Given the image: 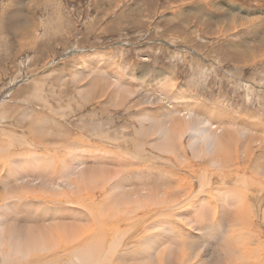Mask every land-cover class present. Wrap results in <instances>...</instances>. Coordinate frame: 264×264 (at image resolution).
I'll return each instance as SVG.
<instances>
[{"label": "rangeland", "instance_id": "rangeland-1", "mask_svg": "<svg viewBox=\"0 0 264 264\" xmlns=\"http://www.w3.org/2000/svg\"><path fill=\"white\" fill-rule=\"evenodd\" d=\"M185 109L206 118L200 127L219 124L214 148L190 146L193 131L178 121ZM0 170V206L15 216L3 237L16 225L52 234L46 264L69 259L80 233L103 231L94 247L115 241L111 256L130 253L117 231L140 222L145 205H206L208 195L217 220L188 233L207 255L225 252L224 210L248 208L234 223L264 240L255 192L264 190V0H0ZM224 180L239 191L226 192ZM172 223L156 217L131 238Z\"/></svg>", "mask_w": 264, "mask_h": 264}, {"label": "bare ground", "instance_id": "bare-ground-1", "mask_svg": "<svg viewBox=\"0 0 264 264\" xmlns=\"http://www.w3.org/2000/svg\"><path fill=\"white\" fill-rule=\"evenodd\" d=\"M172 110H174L176 113L178 111L179 113L180 109H178L177 107L175 108L174 106ZM186 111L189 113L179 117L178 121L180 122L179 124L181 131H187L189 129H192L193 131V136L191 137L190 140V146L192 147L194 144H196L201 140L202 144L207 149L214 148L216 145L214 139L212 140L211 137L212 138L216 137V134L213 133V131L216 133L219 131L218 130L219 124L211 123L209 125V128L200 127L201 122L203 121L207 122L206 118L202 119L201 116H199L198 114L192 115L193 112L192 110L188 111L187 109ZM196 123L199 126L198 129H194ZM174 124H176V122L171 123L172 127L175 126ZM171 140L172 139L168 138V140H166L165 143L171 145L173 142ZM24 164L25 161L24 163L22 162V165ZM216 167L222 168L224 167V165L222 163H217ZM26 168H28V165ZM25 173L20 175L22 176L21 178H23V180L25 179L24 177L29 174L28 173L27 175H25ZM0 174H1V170H0ZM207 177L208 176L206 175V178ZM33 181L31 182V185L34 184ZM235 183L232 184L230 180L227 181L224 180V184H227L229 186V188L226 189V192L239 191V188L236 186ZM192 184L193 183L188 184L189 187H191ZM59 186L60 185H55L54 187H59ZM256 189L255 192L258 191L261 192V196L258 197L257 202L258 201L264 202V190L258 189V187ZM249 190H252V188H250ZM202 192H203L202 189L201 191H196L197 195L194 196L192 195L193 196L192 200L197 201L198 195ZM10 195L11 197L13 196L15 197L13 193H11ZM208 197H209L208 201L206 198H201V200H203L204 202L207 201L208 204L206 205L200 204L199 202L197 204L186 203L181 206H178L177 204L174 203H166V204L162 203L161 205L158 202H153L151 204L145 205L144 208H146V206H151L150 211L148 212L147 215H144V217L142 216L143 217L142 220L144 221H142L141 218H139L140 215L137 214L139 215V217L137 218H139L141 221L139 222L138 220L137 221L135 220L133 226L135 229L141 230L148 223L149 220L151 221L156 217L170 218L173 221V223L169 227L168 230L169 233L162 232L156 235H150L146 238H142L140 236L131 238L133 233V227L128 225L118 230L116 236L117 247L120 250L129 251L130 253H121L117 257L111 256V252L116 246L115 241H106L105 247L102 249H98L94 247L95 242L98 239L104 237L103 231H99L88 238H87V234L80 233L81 236L79 237V239L78 236L76 238L74 237L75 240L68 247L70 248L69 252L67 253L69 259L58 258L54 262H51L50 264H264V249H263L264 240L259 239V237L255 235V233L252 234V232L251 233L247 232L248 230H246L245 232L242 231V229H240L236 225V223H234V220L247 221L249 219L251 214L247 212L248 208L236 207L235 210L232 208L233 209L232 211L224 210L227 216L226 220H228L229 222L228 225L225 227H228V229L230 230V232H228V234L226 235L225 233L226 228L223 229L224 227H222L224 226L223 222H221L218 228L219 232L225 233V234L221 233V235H219V240L223 242V247L225 250L224 253H220L219 248H217L216 251L209 256L206 253L207 248H205L208 247V244L205 243L206 245H204V242L196 243L194 237L188 235L190 231H193L195 233L203 232L205 228L202 226V223L206 218L211 222L217 220V215H216L217 208L215 207L216 196L214 197L212 195L210 197V195H208ZM80 198L86 199L88 198V196L85 197L80 196ZM175 198L176 195L172 194L171 200H175ZM8 200L9 198H7L6 201L9 202ZM12 200H11L12 202H10V205H12L13 207L16 205V203H19V200L18 201L14 199ZM3 202L0 203L3 204ZM257 202L254 206L251 207L254 208L252 210L253 215L255 214V212L256 213L258 212L257 206L259 207V205L257 204ZM211 203L215 204L213 208L211 206ZM5 206H6V202H5ZM0 207H2V205ZM10 207L11 206H8V209ZM224 207H226V205H224ZM3 208L5 207L3 206L2 209ZM88 209H90V206H88ZM189 209H193L192 214H187V211ZM5 210L6 208L0 211V249L4 245L9 249V252H5L3 250L0 251V254L2 255V260H1L2 264H26L28 259L33 260V263L42 262L46 264L47 261H49L55 256V255L49 256L46 253H41L43 250L47 249V247L50 245L52 234L32 235V234L23 233L25 232V229L22 232L21 227L17 228L16 225L11 227H6L8 229L7 232H11V233L9 234L6 233L7 236L3 237L4 236L3 233L5 232L4 228H2L3 220L9 222L15 217L10 214L7 215V212H5ZM44 214L45 213L42 212L38 215L44 217L45 216ZM254 216H257V214H255ZM187 217L189 218L191 217L192 219L188 220ZM52 220L54 221V218ZM224 220L225 217L223 218L222 221ZM43 222L44 221H42V223ZM54 222H58V221H54ZM194 223L196 225H194ZM148 226L147 227L151 229L155 226V224H150ZM49 227L51 226L48 224L46 228ZM191 227H194L195 230H193ZM32 229L41 230L43 228L40 225H37ZM74 235H78V232L74 233ZM78 240L79 241L84 240V241L78 244ZM165 244L166 245L169 244V245L166 246ZM151 250H155V253H152ZM90 251L92 252L91 258L89 253Z\"/></svg>", "mask_w": 264, "mask_h": 264}]
</instances>
